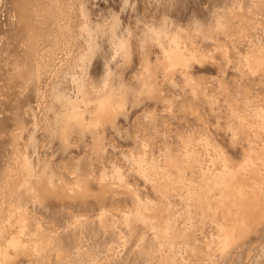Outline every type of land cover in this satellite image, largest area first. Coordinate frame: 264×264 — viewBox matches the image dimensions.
I'll list each match as a JSON object with an SVG mask.
<instances>
[{"label":"rangeland","instance_id":"rangeland-1","mask_svg":"<svg viewBox=\"0 0 264 264\" xmlns=\"http://www.w3.org/2000/svg\"><path fill=\"white\" fill-rule=\"evenodd\" d=\"M0 264H264V0H0Z\"/></svg>","mask_w":264,"mask_h":264},{"label":"bare ground","instance_id":"bare-ground-1","mask_svg":"<svg viewBox=\"0 0 264 264\" xmlns=\"http://www.w3.org/2000/svg\"><path fill=\"white\" fill-rule=\"evenodd\" d=\"M110 38L113 39V43L115 46L122 50V53L125 55L127 53L125 44L120 39H115V34L112 31V28L110 29ZM94 45L91 43L88 45V51L83 57L81 58L82 64H84L85 61H88L90 57L93 54ZM163 53L165 55V59L170 67L179 66V65H185L189 59L186 58L184 55L182 49L180 48L179 44L175 39H172L169 43V47L167 49H163ZM146 67V66H145ZM146 69V68H145ZM76 92L77 94H81L82 98L80 101L75 100H67L65 99L62 101L60 97L58 96V101L62 102V106L64 108V111L57 115L55 117V123L58 124V134L60 135V138L63 140L67 139L68 131L72 128L74 125L78 126H85L84 124V118H83V112L84 110H81L79 108V104L83 103L84 101V93L82 91V86L76 82ZM107 104H110V101H107L104 98H99L95 103V116L94 120L89 122L87 126H96V123L100 122L101 119H107L109 116V112L107 109ZM118 107H121L118 106ZM23 169L27 172L29 165L27 164L26 159L23 160ZM8 247L12 249L14 252H17L20 248V243L17 240H11L8 243ZM4 258H7L6 252L3 255Z\"/></svg>","mask_w":264,"mask_h":264}]
</instances>
